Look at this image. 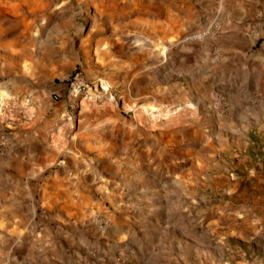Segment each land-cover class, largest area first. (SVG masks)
<instances>
[{
    "label": "crops",
    "instance_id": "0c3cea01",
    "mask_svg": "<svg viewBox=\"0 0 264 264\" xmlns=\"http://www.w3.org/2000/svg\"><path fill=\"white\" fill-rule=\"evenodd\" d=\"M170 3L160 0L150 9L133 3L124 10L95 0L94 23L80 39L76 64L106 95L81 98L71 107L51 97L57 78L45 90L42 74L26 70L0 82V94L14 105L7 123L10 152L0 159L1 264H37L38 257L56 262L60 232L53 234L52 224L59 230L82 216L91 203L83 189L95 188L99 212L96 194L102 200L104 191L116 189L110 175L150 153L153 141L162 152L164 137L178 135L179 117L189 118V127L201 126L205 120L194 117L196 112L224 96L232 140L239 135L236 127L249 136L248 115L264 116V52L244 55L245 32L259 27L264 0H219L231 36L218 46L183 48L185 22L178 1ZM249 12L258 22L245 21ZM215 48L222 53L218 62L211 55ZM182 73L196 80L186 82ZM219 85L225 86L221 92ZM175 106L167 119H159ZM259 129L264 132V125Z\"/></svg>",
    "mask_w": 264,
    "mask_h": 264
},
{
    "label": "rangeland",
    "instance_id": "374dc122",
    "mask_svg": "<svg viewBox=\"0 0 264 264\" xmlns=\"http://www.w3.org/2000/svg\"><path fill=\"white\" fill-rule=\"evenodd\" d=\"M97 1L131 10L133 3L150 9L160 0ZM177 1L185 22L181 48L218 46L231 36L219 0ZM164 2L171 5V0ZM94 8L95 0H0V82L26 70L42 74L45 90L55 78L80 67L78 44L94 23ZM245 21L258 22L250 12ZM259 23L245 32V56L264 52V14ZM201 32L200 40L185 39ZM211 55L218 62L221 49ZM181 78L196 80L194 75ZM0 98L3 159L10 152L12 129L7 123L14 105L11 97ZM223 99L217 97L209 109L196 112L194 117L205 120L201 126L189 127L192 121L179 117L178 135L164 137L162 152L153 141L150 153L110 175L116 189L104 191L102 200L96 194L99 212L95 188L83 189L91 203L82 216L63 222L58 231L52 224V233L60 232L57 261L38 257L37 264H264V132L259 129L264 116L259 111L248 115L249 136L236 127L239 135L227 140L231 134ZM177 108L164 109L159 119L164 121Z\"/></svg>",
    "mask_w": 264,
    "mask_h": 264
},
{
    "label": "built area",
    "instance_id": "2783aa9c",
    "mask_svg": "<svg viewBox=\"0 0 264 264\" xmlns=\"http://www.w3.org/2000/svg\"><path fill=\"white\" fill-rule=\"evenodd\" d=\"M204 33H196L187 36L186 40H200ZM100 82H92L86 79L80 67H76L67 75H63L55 80L52 84L51 97L54 101L64 98L71 107H74L78 100L91 96L106 95ZM4 100L0 98V104Z\"/></svg>",
    "mask_w": 264,
    "mask_h": 264
}]
</instances>
